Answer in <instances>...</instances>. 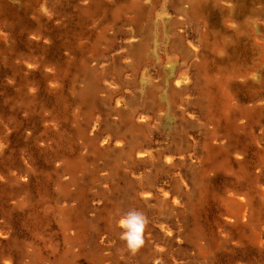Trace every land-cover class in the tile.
Segmentation results:
<instances>
[{"label":"rangeland","instance_id":"374dc122","mask_svg":"<svg viewBox=\"0 0 264 264\" xmlns=\"http://www.w3.org/2000/svg\"><path fill=\"white\" fill-rule=\"evenodd\" d=\"M193 1L0 0V264H264V0Z\"/></svg>","mask_w":264,"mask_h":264},{"label":"clouds","instance_id":"9594fccd","mask_svg":"<svg viewBox=\"0 0 264 264\" xmlns=\"http://www.w3.org/2000/svg\"><path fill=\"white\" fill-rule=\"evenodd\" d=\"M148 223L143 212L130 209L118 221V226L122 229L120 239L125 242L127 250L135 254L144 245V231Z\"/></svg>","mask_w":264,"mask_h":264},{"label":"bare ground","instance_id":"6f19581e","mask_svg":"<svg viewBox=\"0 0 264 264\" xmlns=\"http://www.w3.org/2000/svg\"><path fill=\"white\" fill-rule=\"evenodd\" d=\"M193 0H189V3H190V9L192 10L193 8H194V6H193ZM135 3V2H134ZM133 3V4H134ZM181 4V3H180ZM135 6L137 7H139V9L141 10V12H143V10H144V8L142 7H140L138 4L136 5V3H135ZM137 7V8H138ZM171 10H173V9H171ZM180 10H182V8H180ZM117 15V14H116ZM144 45H145V39H143L141 42H139V43H136L135 45H134V47H133V51H135L137 54H140L142 51H143V49H144ZM96 92V84H95V82L93 81V80H90V79H87L86 80V82H85V85H84V87H83V90H82V94H81V96H83V98L84 99H89V98H91L93 95H94V93ZM105 140V139H104ZM104 142V141H103ZM204 147V146H203ZM133 149H135V148H133ZM163 176V175H162Z\"/></svg>","mask_w":264,"mask_h":264}]
</instances>
